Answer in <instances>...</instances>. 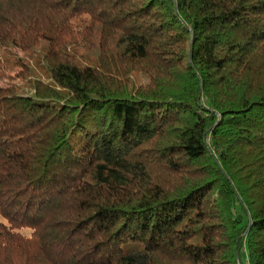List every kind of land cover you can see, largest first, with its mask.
Segmentation results:
<instances>
[{
  "label": "trees",
  "instance_id": "1",
  "mask_svg": "<svg viewBox=\"0 0 264 264\" xmlns=\"http://www.w3.org/2000/svg\"><path fill=\"white\" fill-rule=\"evenodd\" d=\"M0 51V264H264V0H0Z\"/></svg>",
  "mask_w": 264,
  "mask_h": 264
},
{
  "label": "rangeland",
  "instance_id": "2",
  "mask_svg": "<svg viewBox=\"0 0 264 264\" xmlns=\"http://www.w3.org/2000/svg\"><path fill=\"white\" fill-rule=\"evenodd\" d=\"M0 54H1V51H0ZM19 55L22 56L21 53H19ZM10 84H13L14 86H18V85H21L22 84V81L21 80H18V81H15V82H10V81H7V80H5V82L0 81V87L1 88H5V87L9 86Z\"/></svg>",
  "mask_w": 264,
  "mask_h": 264
}]
</instances>
